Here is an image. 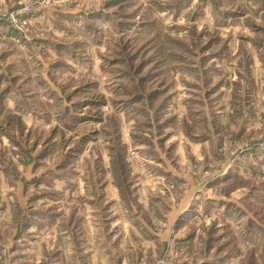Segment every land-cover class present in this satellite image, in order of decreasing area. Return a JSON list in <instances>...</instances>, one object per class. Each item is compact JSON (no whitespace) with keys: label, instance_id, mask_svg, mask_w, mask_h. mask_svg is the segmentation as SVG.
Returning <instances> with one entry per match:
<instances>
[{"label":"rangeland","instance_id":"1","mask_svg":"<svg viewBox=\"0 0 264 264\" xmlns=\"http://www.w3.org/2000/svg\"><path fill=\"white\" fill-rule=\"evenodd\" d=\"M0 264H264V0H0Z\"/></svg>","mask_w":264,"mask_h":264}]
</instances>
